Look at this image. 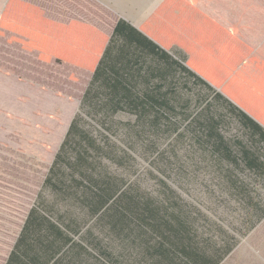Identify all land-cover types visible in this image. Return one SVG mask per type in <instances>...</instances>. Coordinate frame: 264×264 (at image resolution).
<instances>
[{
    "label": "trees",
    "instance_id": "obj_1",
    "mask_svg": "<svg viewBox=\"0 0 264 264\" xmlns=\"http://www.w3.org/2000/svg\"><path fill=\"white\" fill-rule=\"evenodd\" d=\"M6 34L39 62L91 79L3 264H221L233 236L213 239L172 190L142 195L128 177L136 156L149 159L178 133L172 118L185 113L213 154L264 180V9L253 0H164L139 28L120 20L106 35L9 0ZM196 89L205 90L197 118L187 110ZM227 121L239 125L237 146L220 133ZM256 207L257 223L264 207Z\"/></svg>",
    "mask_w": 264,
    "mask_h": 264
},
{
    "label": "rangeland",
    "instance_id": "obj_2",
    "mask_svg": "<svg viewBox=\"0 0 264 264\" xmlns=\"http://www.w3.org/2000/svg\"><path fill=\"white\" fill-rule=\"evenodd\" d=\"M9 37H0V264L15 242L87 82L81 69L41 63L34 52L7 43ZM195 92L187 110L197 118L205 109L199 105L205 90ZM177 111L182 112L179 106ZM172 121L178 122V133L158 142L149 159L136 156L137 169L128 177L136 183L133 188L147 196H162L170 189L177 204L188 208L194 222L210 230L213 239L221 233L233 236L236 246L221 264H264V218L255 222L256 204L264 207V180L213 154L202 142L198 124L185 119V113ZM238 126L227 121L220 128L229 145L242 140Z\"/></svg>",
    "mask_w": 264,
    "mask_h": 264
},
{
    "label": "crops",
    "instance_id": "obj_3",
    "mask_svg": "<svg viewBox=\"0 0 264 264\" xmlns=\"http://www.w3.org/2000/svg\"><path fill=\"white\" fill-rule=\"evenodd\" d=\"M8 1L9 0H0V15ZM163 1L164 0H21V2L34 5L41 9L44 16L55 23L70 24L71 22H79L86 26L96 28L106 35L112 34L113 29L116 28L120 20H124L130 23L131 26L139 28L146 19L156 11ZM253 1L264 9V0ZM84 72L86 73H84V75L87 76V82L85 83L86 90L91 79V73L87 71Z\"/></svg>",
    "mask_w": 264,
    "mask_h": 264
}]
</instances>
